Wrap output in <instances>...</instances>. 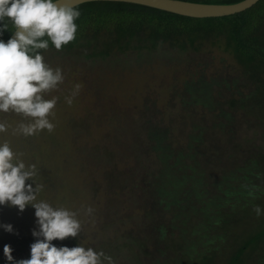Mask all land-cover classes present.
Masks as SVG:
<instances>
[{
    "label": "rangeland",
    "instance_id": "374dc122",
    "mask_svg": "<svg viewBox=\"0 0 264 264\" xmlns=\"http://www.w3.org/2000/svg\"><path fill=\"white\" fill-rule=\"evenodd\" d=\"M90 52H40L44 62L53 69L60 68L64 77L56 90L44 93L45 99L58 98L54 115L49 116L54 130L45 129L26 137L14 130L31 118L0 112V122L8 126L6 132H0V144L7 141L26 168L36 166L34 183L43 186L36 202L77 214L81 223L77 238L55 240V246L91 247L111 257L113 264L191 262L186 247L192 232L215 229V217L200 225L206 196H218L216 180L223 178L221 162L215 165L210 157L224 154V173L235 172L234 166L237 171L243 170L244 160L261 150L255 144L262 146L263 137L254 118L249 126L236 117L233 131L225 124L223 128L212 127L213 120L219 125L226 122L216 117L213 109L217 106H181L182 100L190 98L184 84L199 74L207 80L239 74L240 65L221 43L207 41L197 51L164 47L161 51L115 52L104 58L85 55ZM244 83L249 85L248 80ZM77 84L79 91L69 105L65 98L72 95ZM211 87V97L222 101L216 97L221 95L218 85ZM249 91L247 86L241 93ZM230 133L235 136L231 144L226 142ZM160 146L170 153L179 147L185 157L182 162L160 160ZM196 151L200 157H193ZM233 153L231 164L225 155L233 158ZM242 170L237 173L239 176ZM154 173L160 175V180ZM34 183L26 181L33 188ZM160 183L168 184L163 191L166 200L152 189ZM6 224L13 226L12 233L2 227ZM258 224L256 218L253 227L257 229ZM230 225L229 233H223L216 249L197 255L211 253L212 258L205 264H230L241 238L240 228L247 224L239 227L237 223L229 229ZM34 229L38 230V226L31 205L23 213L18 208L0 206V264H9L5 245L11 246L15 260L30 258ZM202 246L201 242L196 243L195 255ZM101 259L102 264H108ZM249 259L243 264H251Z\"/></svg>",
    "mask_w": 264,
    "mask_h": 264
},
{
    "label": "trees",
    "instance_id": "16d2710c",
    "mask_svg": "<svg viewBox=\"0 0 264 264\" xmlns=\"http://www.w3.org/2000/svg\"><path fill=\"white\" fill-rule=\"evenodd\" d=\"M188 1L230 4L241 0ZM75 7L81 13L80 17L75 20L77 25L75 39L64 45L61 50L55 49L49 40L48 49H55L60 54L67 52L79 54L90 50V53H85L86 56H102L104 58L115 52L161 51L164 47L181 50L191 48L197 51L207 41L208 44L221 43L225 51L238 62L241 69L239 74L227 75V78L215 76L210 80H207L203 74H199L195 80L189 79L184 84L185 89L190 93V98L182 100L183 105L181 106L194 103L211 108L217 106L216 109H213L215 115L217 114L216 117H221L226 122L219 125L216 120L215 122L213 120L212 127L223 128L225 124L230 126V131H233L237 127L234 123L236 117L248 125L254 118L258 120L255 125L258 126V133H261V138L263 137L262 143L260 142L262 146L258 145L259 143L255 144L261 150L256 156L244 160L243 167L245 168L243 170L239 168L237 171V166H234V168L236 167L235 172L224 173L226 167L224 156H222L224 154L210 157L212 163L221 162L223 178L220 176L216 180L218 196H206L201 208L200 225L202 226L208 218L215 217V221L213 220L215 229L192 232L186 253L194 257L189 256L191 262L185 261L184 263L205 264L212 258L209 253L211 249L212 251L216 249L221 237L224 238L223 233H229V225L232 223L229 228L231 229L238 223L239 227H244L243 224L247 225L244 229L240 228L241 238L238 245L233 247V258L230 264H243L244 260L249 258L251 264H264V0H258L254 5L239 13L208 18L187 17L149 6L117 1H90ZM5 22L8 23L9 31L4 32L0 37L4 42L14 31L13 25L7 18ZM42 39H48V37ZM43 50L38 51L42 52ZM247 80L249 85L244 83ZM213 84H217L219 87L221 95L216 97L222 98L220 102L216 101L215 97V99L211 97V85ZM247 86L250 91L243 95L241 92ZM225 96L228 98L223 101ZM195 126L204 128L198 124ZM240 137L244 139L243 136L240 135ZM234 139V134L230 133L226 142L231 144ZM173 149L170 153L166 148L160 146L157 149V157L160 160L182 162V158L185 157L182 150L179 147L174 151ZM168 153L169 157H167ZM200 155L201 153L196 151L193 157H200ZM225 158L233 164L235 155L233 153V158L225 155ZM241 170L243 174L239 176L237 173ZM154 175L158 176L157 178L160 180V175L157 173ZM164 185L168 186V184L160 183L159 185L154 184L152 188L156 195L162 193V200L164 198L163 191H166ZM164 200L166 199L164 198ZM257 206L262 210L259 216L254 211ZM211 207H216L217 210L212 211ZM222 212L226 217L222 218ZM214 214L215 216H213ZM233 215L235 218H232ZM256 218L259 220L257 229L253 227ZM163 232L164 230L161 228V233L163 234ZM172 234L177 235L174 231ZM197 242H201L203 246L200 253L195 255ZM203 251L209 252H206L207 255L198 257L197 255Z\"/></svg>",
    "mask_w": 264,
    "mask_h": 264
},
{
    "label": "clouds",
    "instance_id": "9594fccd",
    "mask_svg": "<svg viewBox=\"0 0 264 264\" xmlns=\"http://www.w3.org/2000/svg\"><path fill=\"white\" fill-rule=\"evenodd\" d=\"M80 15L72 0H0V37L9 31L6 18L14 27L12 38L7 42L0 39V112L31 118L27 123H20L15 132L27 137L37 131L54 130L49 116L54 115L58 98L45 99L44 93L56 90L64 77L60 68L53 69L44 62L38 50H47L49 40L57 50L72 42L77 32L75 20ZM46 36L48 39H42ZM79 88L77 84L72 95L65 98L69 105ZM7 130V124L0 122V132ZM36 174V166L26 168L7 141L0 144V206L18 208L23 213L31 205L38 226L32 232L35 242L30 246L29 259L15 260L11 246H4L9 264H102L101 258L113 264L112 258L103 251L97 253L81 245L57 247L52 243L77 238L81 223L75 212L36 202L43 187L34 183ZM29 180L35 188L26 184ZM254 211L259 215L261 209L257 206ZM87 212L90 214L92 209ZM2 227L8 233L13 232L10 224Z\"/></svg>",
    "mask_w": 264,
    "mask_h": 264
},
{
    "label": "water",
    "instance_id": "95a60500",
    "mask_svg": "<svg viewBox=\"0 0 264 264\" xmlns=\"http://www.w3.org/2000/svg\"><path fill=\"white\" fill-rule=\"evenodd\" d=\"M90 1H117L135 3L182 16L208 18L228 16L239 13L254 5L258 0H241L239 2L230 4L202 3L188 0H72V3L74 6H76ZM13 35L14 33L9 36L7 41L12 38Z\"/></svg>",
    "mask_w": 264,
    "mask_h": 264
}]
</instances>
